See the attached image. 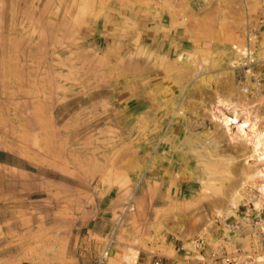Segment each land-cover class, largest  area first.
<instances>
[{
    "label": "rangeland",
    "instance_id": "374dc122",
    "mask_svg": "<svg viewBox=\"0 0 264 264\" xmlns=\"http://www.w3.org/2000/svg\"><path fill=\"white\" fill-rule=\"evenodd\" d=\"M149 54L194 65L171 81L188 82L193 135L220 136L218 115L238 103L264 126V0H0V264H105L104 248L113 264H264V155L243 160L241 137L221 135L217 149L248 175L194 188L173 211L201 205L198 214L162 220L215 228L157 227L149 192L159 185L163 196L170 181L163 167L137 181L146 152L133 105L136 70L158 77L162 67ZM238 180L254 201L225 219L227 231L218 209Z\"/></svg>",
    "mask_w": 264,
    "mask_h": 264
},
{
    "label": "bare ground",
    "instance_id": "6f19581e",
    "mask_svg": "<svg viewBox=\"0 0 264 264\" xmlns=\"http://www.w3.org/2000/svg\"><path fill=\"white\" fill-rule=\"evenodd\" d=\"M136 34H139V32ZM147 61L150 63L152 61L154 64L158 62L162 67L158 71V77L140 75V71L138 72V70L133 74V79L138 82L139 86V88H134L136 99L135 104H133L134 111L137 113V124L135 125L137 134L139 135H137V138L139 137L140 140V152H146V156L144 157L142 154L138 160L137 181L142 183L146 171L153 174L163 167L164 173L166 172L165 176L170 181L169 188H167L165 193L163 192V196L159 192L160 190H156V187H160L159 185L154 186L149 192V200L155 206L153 209L151 208V213L154 219L158 221L157 227L165 232L185 234L193 229L195 231L198 229L199 231L204 230L208 235L215 226L203 227V225H197L193 227L190 225L189 227H184L186 224L184 226L179 225V223L167 225L164 224V221L162 223V220L169 218L178 219L180 217H185L186 219L192 213H196L197 215L201 209V205H197L198 207L194 208L190 213L181 212L182 210L180 211L181 213L173 211L181 200L192 197L194 193L192 190L194 188L199 187L201 190L202 188L206 190L210 182H223L231 174L247 176L248 173L245 170L235 165L234 160L236 157L234 152L225 150L219 153L217 147L220 143V137L227 133L231 140L236 137L243 138L244 143L240 145V156L243 157V160H247L248 157L254 154L264 155V126L258 118L254 117V110H250L251 107L249 105H243L245 103L239 105L238 103L239 107L236 106L238 107L237 109L234 106V109L231 107V110H234L232 111L233 116L227 115L224 111L218 115L221 118V122L225 123V128L220 132V136L215 132H209L202 136L193 135L187 128V125H185L186 106L182 101L188 82L184 81L179 88H175L171 85V81L175 77L172 71L183 80L186 74L184 70L185 66L194 65L184 59L178 60V62H175L176 65H174V63L163 62V59L151 58L150 54L147 57ZM199 81L202 82L203 80L200 79ZM145 87L149 88V101L147 105L144 101L146 100L145 95L141 92ZM242 91L247 92L246 86H243ZM218 105L227 106L229 102L224 99H218ZM146 110L149 114L148 116H146ZM231 124H234V126L232 127ZM246 127L250 128V130H247ZM182 179L187 180L186 187L179 186ZM155 183L158 184L157 181ZM243 184L244 182L242 183V181L238 180L228 185V190L223 195L222 208L218 209L222 226L227 231H231L233 227L225 224V219L228 216L238 218L237 210L239 209V205L245 202L246 199L254 201L251 196H248L249 193L247 194L243 190ZM261 198L260 200H256L254 205H257L261 201ZM212 202L216 203V201ZM163 205L166 207L160 208ZM115 238L116 241L120 239L118 237ZM199 245L200 242L191 241L187 246L192 250H198ZM116 251L117 254L119 250ZM101 255L103 259L104 257L106 258L105 264H113L114 259L110 256L111 254L108 255L105 248L102 250Z\"/></svg>",
    "mask_w": 264,
    "mask_h": 264
},
{
    "label": "built area",
    "instance_id": "2783aa9c",
    "mask_svg": "<svg viewBox=\"0 0 264 264\" xmlns=\"http://www.w3.org/2000/svg\"><path fill=\"white\" fill-rule=\"evenodd\" d=\"M225 259H226V261H228V260H229L228 258H225ZM154 264H159V262H157V261H156Z\"/></svg>",
    "mask_w": 264,
    "mask_h": 264
}]
</instances>
